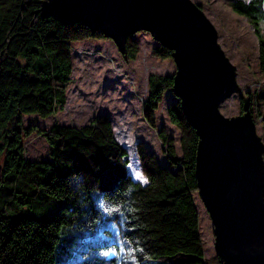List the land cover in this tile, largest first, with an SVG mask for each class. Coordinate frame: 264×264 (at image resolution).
<instances>
[{
  "label": "trees",
  "instance_id": "1",
  "mask_svg": "<svg viewBox=\"0 0 264 264\" xmlns=\"http://www.w3.org/2000/svg\"><path fill=\"white\" fill-rule=\"evenodd\" d=\"M45 1L0 0V264H225L220 255L205 257L194 198L200 137L180 99L167 114L181 132V156L164 129L169 165L137 145L147 183L130 174L108 114L83 126H24V115L46 118L66 104L72 43L109 38L44 13ZM229 4L254 26L264 74V0ZM138 53L132 35L122 55ZM153 53L165 59L173 51L159 44ZM148 86L142 116L155 128L174 78L151 74ZM35 131L47 137L49 159L26 158L25 139Z\"/></svg>",
  "mask_w": 264,
  "mask_h": 264
},
{
  "label": "water",
  "instance_id": "2",
  "mask_svg": "<svg viewBox=\"0 0 264 264\" xmlns=\"http://www.w3.org/2000/svg\"><path fill=\"white\" fill-rule=\"evenodd\" d=\"M42 10L104 30L121 53L140 30L173 51L172 91L200 137L196 176L217 255L225 264H264V144L246 99L244 115L221 112L237 88L236 71L202 10L191 0H47Z\"/></svg>",
  "mask_w": 264,
  "mask_h": 264
},
{
  "label": "rangeland",
  "instance_id": "3",
  "mask_svg": "<svg viewBox=\"0 0 264 264\" xmlns=\"http://www.w3.org/2000/svg\"><path fill=\"white\" fill-rule=\"evenodd\" d=\"M213 23L217 44L236 71V90L220 106L228 118L246 113L245 99L256 123V135L264 144V74L259 67V40L247 17L236 13L230 0H191ZM139 46L135 60L123 57L117 43L110 39H86L72 43L73 72L67 89V102L49 117L24 115V126L32 123L49 130L55 123L83 126L101 113L110 115L116 138L129 158L128 169L135 180L147 183L137 145L142 142L162 165H169L160 131L164 129L173 139L181 156V132L170 122L167 106L178 99L172 90L165 93L156 111V127H150L142 116V103L149 90L151 74L174 76L177 65L173 57L161 58L153 53L159 46L150 32L134 34ZM245 110V111H244ZM25 156L29 160L50 158V143L37 131L25 139ZM262 159L264 160V152ZM200 215V233L205 257L217 255L215 225L199 192L194 193Z\"/></svg>",
  "mask_w": 264,
  "mask_h": 264
}]
</instances>
